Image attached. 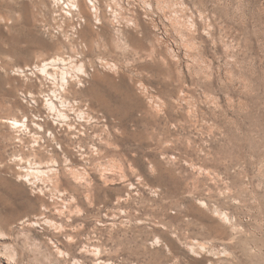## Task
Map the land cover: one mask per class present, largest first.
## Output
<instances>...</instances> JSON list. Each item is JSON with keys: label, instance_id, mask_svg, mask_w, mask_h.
Masks as SVG:
<instances>
[{"label": "rangeland", "instance_id": "obj_1", "mask_svg": "<svg viewBox=\"0 0 264 264\" xmlns=\"http://www.w3.org/2000/svg\"><path fill=\"white\" fill-rule=\"evenodd\" d=\"M91 1L0 0V264H264V0Z\"/></svg>", "mask_w": 264, "mask_h": 264}, {"label": "bare ground", "instance_id": "obj_2", "mask_svg": "<svg viewBox=\"0 0 264 264\" xmlns=\"http://www.w3.org/2000/svg\"><path fill=\"white\" fill-rule=\"evenodd\" d=\"M88 2L93 3V1H91V0L90 1L88 0ZM76 4H77V2L75 4H73V6H77V8H78V4L77 5ZM80 13H81V10H80ZM85 45H86L85 50L80 51V54L82 56L83 55L88 56L93 50H95L93 44H90L89 42H87ZM98 48L103 53L104 52L111 53V52H115L117 47L108 42L107 44L100 45ZM69 49H70V47H69ZM73 61H74V54H72V52H71L68 56L60 55L59 60H54L51 64L44 65V67L41 68V71L46 72L47 78H50L53 81L52 82L53 87L51 88V90L53 91V94L51 95L50 93H48L49 90L46 89L45 87L43 88V86L41 85L37 89L38 90L37 92H30L31 97L33 99H36V102H38L41 98H44V97L49 98L48 101H51V100H53V98H55L57 100H60L63 106L67 105V107L69 108L70 111L74 110L75 107L72 105V102L70 100L71 94H72L71 89L73 88L72 78L74 76L73 69H71V63ZM49 65H52V67H49ZM80 81H81V79H80ZM65 84H66V87L63 89V91H61L60 88L64 87ZM53 102H55V101L53 100ZM79 109H80V107H78V110ZM37 110H38V113L40 114V116H42L45 113V111L42 110V108H40V107H38ZM49 114L53 115L54 117L60 115V116H64L66 118H69L67 125L70 127L74 126L73 123L71 122L70 116L68 114L66 115L65 113H63V111L61 109H59L58 105L56 106V103L55 104L52 103ZM44 122H45L46 126L50 127V129H52V134L54 135V141H56L58 144H62L63 154H65L68 157H71L70 150L66 146V143H67L66 140L57 133L56 128L54 126H52V124H50L48 121H44ZM14 124H18V121H14ZM74 129L78 130L79 127L76 126ZM90 129H92V128H89V129H86L83 131H79L80 135L76 136L74 141L70 140V142L73 145H75V144L79 145L80 148L84 147L85 140H86L85 137H87V132ZM86 147H87V145H86ZM82 155H86L88 157V155H89L88 150H83ZM72 160L75 161V159H73V158H72ZM76 161H77L76 163H78L79 160H76Z\"/></svg>", "mask_w": 264, "mask_h": 264}]
</instances>
